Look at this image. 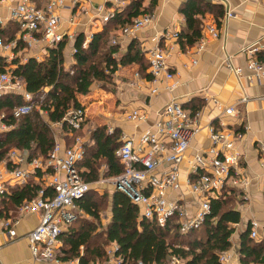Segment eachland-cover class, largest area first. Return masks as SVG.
<instances>
[{
  "label": "crops",
  "instance_id": "obj_1",
  "mask_svg": "<svg viewBox=\"0 0 264 264\" xmlns=\"http://www.w3.org/2000/svg\"><path fill=\"white\" fill-rule=\"evenodd\" d=\"M47 1L36 0V3L44 7ZM189 1L122 0L120 4H117L112 0H83L82 3L81 0H66L67 6L61 10V27L67 32V37L62 42L63 68L71 73L79 67L76 53H73L74 48H78L79 40L83 43L92 36L91 43L94 35H100L103 41V46L100 47L101 52H99L102 68L107 74L111 73L113 66L110 67L106 61L109 58L115 62V70L111 73V79H108L109 77L100 79V81L94 79L89 92L78 95L85 113L82 124L78 128H74L69 122H66L68 125L63 121L52 122L48 111L41 107L42 101L49 95L52 86L43 87L38 98L31 92L35 102L34 110L39 113L42 121L49 125L55 144L59 143L62 148H65V146H72L76 138L80 137L87 145L86 156H91L97 151L95 138L97 128L106 127V135L114 138L116 144L120 142L123 134L138 138L143 132L154 127L159 120V110L175 96L178 102L187 107L189 111L199 115L197 133L192 138L181 165L182 192L175 193V195L185 193L191 204H194V200L188 193L185 183L189 172L190 162L188 160L197 151L207 149L211 145L208 126L215 124L219 127L220 122H223L229 124L230 130L243 132L244 137L238 142L243 154L240 171L249 176L251 183L248 191L240 190V194L235 197L234 206L241 212V221L233 225L235 231L230 239L233 246L225 252L229 256L225 264H243L241 234L250 228L251 219H257L262 223L258 235L253 239L259 244L264 243V166L259 153V143H264V100L262 99L264 81L256 78L248 69V57L241 51V48L248 44L264 45V6L251 0H226L236 14L235 17L226 19L224 18L225 7L222 4L212 0H199L202 1L203 10L202 15L198 16L204 27L202 37H209V26L215 25L217 13L215 6L224 10L219 18L220 35L216 39L209 37L203 50H199L200 40L191 46L182 47L179 38L169 40L161 37V44L168 52V61L176 72L175 80L178 85L174 92H168L164 89V82L161 81L158 84L160 92L152 94L155 84L149 72L148 50L154 46L153 37L157 32L162 33L169 28L179 33L188 32L189 27L182 8ZM16 5L17 1L0 0V37H4L9 42L18 41L13 51L0 49V63H3L10 73L16 66L15 61L26 63L30 58L44 61L49 58L53 50L43 43L30 46L20 39L19 26L11 18L12 10ZM113 9L117 10V16L105 22L103 16ZM136 12L139 13L138 16H134ZM145 13L155 15L151 25L134 35L121 36L122 26ZM114 37L120 38L119 43H112ZM110 46H113V49H110ZM12 53L14 57L11 56ZM261 54L264 55V52H261L259 56ZM88 55L89 60L94 56L91 50ZM229 55H232L234 65L243 68L240 75L224 63V59ZM195 61H197L196 64H194ZM19 79L28 90L23 77ZM69 84L75 85V81ZM9 94L21 96L22 102L19 104L24 103L22 94ZM244 97H249V100L241 103ZM19 104H14V106ZM232 105L239 108V115L232 116L225 113L226 107ZM194 106L197 108L196 111L192 109ZM133 110L144 113L146 118L139 121L129 120L127 115ZM6 113V110L0 113V133L8 132L15 127L14 124L10 125L6 122ZM72 129H75L76 133ZM229 129L227 130L230 131ZM76 134H78L77 137ZM35 158L45 160L48 156L43 155L37 146L31 149L14 146L7 156L0 160V169L12 170L17 167L32 169L34 168L32 161ZM103 167L107 170V164L103 163L101 168ZM44 178L43 172L35 169L27 182H19L9 176H5L4 179L7 191L11 192L14 188H22L30 184L43 187L45 186ZM115 190L114 188L111 192V199ZM49 193L50 191H45L46 196L54 195V191L52 195ZM38 195L39 191L35 197ZM79 214L91 219L82 209H79ZM41 216V211L21 213V206L14 205L9 196L3 194L0 209L1 264H34L28 235L40 223ZM77 219L71 224L72 226ZM106 219L105 226L111 222L110 214H107ZM7 220L16 222V237H10L4 228ZM76 228L81 229V225L79 224ZM60 241L59 249L63 247L62 245L65 246L64 239ZM84 251L82 247L83 254ZM70 260H76L80 264L78 257Z\"/></svg>",
  "mask_w": 264,
  "mask_h": 264
},
{
  "label": "built area",
  "instance_id": "obj_2",
  "mask_svg": "<svg viewBox=\"0 0 264 264\" xmlns=\"http://www.w3.org/2000/svg\"><path fill=\"white\" fill-rule=\"evenodd\" d=\"M17 1L13 8L11 18L17 22L20 29V39L30 46L45 44L48 48L58 49L65 41L67 32L62 29L61 10L67 6L66 0H48L44 7L39 6L36 0H1ZM78 1V0H77ZM83 0H81L82 3ZM120 4L122 0H112ZM225 7L224 18L235 17L236 14L229 7L226 0H212ZM264 6V0H251ZM117 16L113 9L103 16L105 22ZM155 15L142 14L131 23L122 28L121 36H130L138 33L153 23ZM71 21H73L71 19ZM209 37L216 39L220 35L217 26H209ZM179 31L170 28L154 37V46L148 50L149 72L153 77L152 94L160 92L158 84L163 81L164 89L174 92L177 88L176 72L168 61L167 49L161 44V37L169 40L179 38ZM120 37V36H119ZM114 37L113 44L120 41ZM209 37H202L198 43L199 50L206 47ZM92 36L88 37L82 47L88 48ZM18 45L17 40L6 41L0 37V49L13 51ZM74 48L73 53H77ZM247 59L248 69L264 81V61L259 54L264 52V45L248 44L241 48ZM14 57V53L11 55ZM197 61L194 62L196 64ZM227 67L237 74L243 72L241 66L233 64L232 55L224 59ZM74 75L75 71L72 70ZM8 93L22 94L24 103L14 106L13 115L20 117L34 109V96L25 89L19 77L13 76L9 71L0 73V96ZM264 100V96H262ZM249 97H244L241 103L248 102ZM228 115L240 114L235 105L225 109ZM85 113L82 109H70L66 120L78 128L82 124ZM129 120H144L146 115L139 110H133L127 115ZM198 113L186 109L174 96L159 110V120L154 127L143 132L138 138L122 135V145L117 149L116 155L124 166V171L113 177V186L116 190L126 193L132 201L139 205L143 215L149 220H155L161 228L178 225L181 234H187L201 227L211 211L210 199L223 198L225 188L236 187L248 191L251 180L249 176L240 171L242 152L238 142L244 137L243 132L229 129V124L220 122L219 127L210 124L209 137L211 145L204 150H199L188 161L189 172L186 178L188 193L192 195L194 204L182 192L183 180L181 178V165L190 147V142L198 130ZM246 128H248L246 126ZM229 129L230 131H228ZM87 145L82 138L77 137L72 146L62 148L56 143L45 160L35 158L32 161L34 168L17 167L12 170L0 169V209L2 196L6 193L5 176L12 177L19 182H27L35 169H40L45 176V187L53 189L52 197L46 196V189L42 187L39 195L21 205V213H42L41 221L29 233L34 264H79L76 260L64 261L58 257L61 241L60 235L67 231L70 225L79 216L76 201L82 198L90 189L91 183L81 175L78 163L86 156ZM260 160L264 166V143H259ZM227 189V188H226ZM247 198V197H245ZM172 223V224H171ZM16 222L7 220L4 228L10 237L17 236ZM262 223L251 219L250 228L252 237H256ZM116 244L108 250V259L99 264H126L124 258L116 255ZM229 259L227 254L220 256L221 264ZM181 260L172 257L169 264H180ZM1 264V263H0ZM128 264V263H127ZM135 264H144L138 261Z\"/></svg>",
  "mask_w": 264,
  "mask_h": 264
},
{
  "label": "trees",
  "instance_id": "obj_3",
  "mask_svg": "<svg viewBox=\"0 0 264 264\" xmlns=\"http://www.w3.org/2000/svg\"><path fill=\"white\" fill-rule=\"evenodd\" d=\"M201 3L202 1L199 0H190L182 8L189 27L188 32H180L179 42L182 47L195 44L203 36V22L198 17L203 12ZM215 10L217 11L215 25L220 27L219 18L223 15L224 10L220 7L216 8V6ZM138 14L136 12L134 16H138ZM102 46L103 41L100 35H94V39L87 49L82 47V40L77 42L76 59L79 67L75 70V76L63 68V43L60 44L58 50L53 49L49 58L44 61H39L36 58H30L26 63L15 61L16 66L12 69V74L16 77H23L27 89L36 94L37 98L43 87L52 86L49 95L42 101L41 107L48 111L52 122L63 121L68 125L65 118L71 108L84 110L78 95L88 93L94 79L100 80L107 77L111 79V73L115 70V62L109 58L106 61L110 67L113 66L110 74H107L102 68V63L98 61L99 58L97 61L89 60L88 52L91 50L97 57ZM113 46H110V49H113ZM259 57L264 61L263 54ZM4 71H7L5 65L0 63V73ZM71 81H75V85L69 84ZM21 102V96L15 94L0 97V113L6 110L8 113L6 122L15 126L8 132L0 133V160L4 159L14 146L27 149L37 146L45 156H49L55 146L49 125L42 121L37 111L35 114L28 113L20 117L12 114L14 104ZM185 108L187 109V107ZM192 109L193 111L197 110L196 106ZM72 130L76 133L75 129ZM105 130L106 127L97 128V133H95L97 151L91 156H85L78 163L82 177L89 183L100 179V169L103 163L107 164L104 176L114 177L124 171V166L116 155V151L123 141L120 140L116 144V140L107 136ZM77 136L78 134H76ZM43 187L50 191L49 195L53 194L51 187ZM41 188L38 184H30L22 188H14L5 194L9 196L14 205L21 206L24 201L35 198ZM226 188L228 193L223 198L210 199L211 211L201 227L187 234H181L176 223L161 228L155 220L147 219L139 205L120 190H115L112 196L109 213L111 222L102 228L99 208L101 205L96 201V196L99 197V195L90 189L76 203L78 209L84 210L91 219H81L79 222L81 229L73 228L71 225L66 232L60 235L59 238L62 241L64 239L65 246L62 245L63 247L59 249L58 257L64 261L78 257L80 264H99L108 259V247L116 244L118 246L116 255L124 258L126 264H135L138 261H142L144 264H165L172 257L183 260L184 264H221L220 256L232 248L230 239L235 231L233 225L241 221V212L234 206L235 197L240 194V189L228 186ZM99 228H101V232L98 231ZM250 231L251 228L241 234L242 262L243 264H263L264 243H257L251 237ZM201 232H203L201 234L203 237L199 234ZM97 236L98 239H103V242L96 245L93 244V241ZM104 244H108V247L103 246ZM82 247L85 249L84 254ZM104 248L106 250L103 252ZM101 256L104 259H100ZM96 258L99 259L96 261Z\"/></svg>",
  "mask_w": 264,
  "mask_h": 264
},
{
  "label": "rangeland",
  "instance_id": "obj_4",
  "mask_svg": "<svg viewBox=\"0 0 264 264\" xmlns=\"http://www.w3.org/2000/svg\"><path fill=\"white\" fill-rule=\"evenodd\" d=\"M100 57V55H98L97 57H93L91 58L92 61H97V59ZM100 59V58H99ZM99 61V60H98ZM96 81H100V80H96ZM94 82V80H93ZM32 114H35V110L33 109V111L31 112ZM8 114V113H6ZM106 175V167H103L100 169V179L96 180L95 182L91 183V189L94 190L95 192L98 193L99 197L96 196V201H98V203L101 205L99 208L101 210V223L102 228L103 226H105V223L107 222L106 218H107V214L110 213L111 211V206H112V199L110 197V195L112 194V190L114 189L113 186V177H107L104 176ZM100 192V193H99ZM96 194V193H95ZM104 194V196H102ZM106 195V196H105ZM101 196V197H100ZM79 218L77 219V221L73 224V228H76L77 226H79V222L81 221V219L86 218L85 216H82V214H79ZM98 227V226H97ZM100 232H101V228H99ZM202 231V230H201ZM203 232L199 233L201 237H203V235H201ZM99 234V233H98ZM99 236V235H98ZM95 239V241H93V244H99L103 242V239ZM199 237V236H198ZM192 239V238H191ZM192 241V240H191ZM103 246H106V248L108 247V244H104ZM233 246V244H232ZM113 247V245H110L108 247V249L110 250ZM106 248L103 249V252L106 250ZM69 256V255H68ZM88 257H93L91 255H87ZM102 257V256H101ZM95 258V257H94ZM100 258V257H99ZM96 258V261L99 259ZM100 259H104V257L100 258ZM165 264H169V260L165 262ZM180 264H184L183 260H181Z\"/></svg>",
  "mask_w": 264,
  "mask_h": 264
}]
</instances>
